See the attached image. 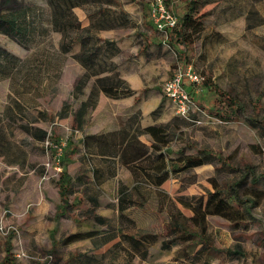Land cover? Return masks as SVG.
<instances>
[{
	"label": "rangeland",
	"instance_id": "rangeland-1",
	"mask_svg": "<svg viewBox=\"0 0 264 264\" xmlns=\"http://www.w3.org/2000/svg\"><path fill=\"white\" fill-rule=\"evenodd\" d=\"M74 1L79 4L70 15L79 22L77 27L58 25L56 0H0V19L23 9L26 28L23 36H14L0 20L1 127L10 131L0 147V225L6 231L0 232V260L9 243L17 264H264V178L255 186H240L245 222L206 216V232L214 245L210 252L200 253L199 242L185 247L166 232L172 216H192L182 201L194 206L201 202L204 209L213 183L250 179L244 175L246 165L256 174L264 172V0L189 2L192 16L203 20V29L193 43L177 50L152 21V0ZM186 5L187 0H174L170 8L180 17ZM86 28L97 38L115 42L119 53L108 63L119 65L125 74L136 73L143 86L136 97L99 105L81 131L72 115L61 119L58 114L63 102L77 108L87 90L74 89L82 74L76 56L82 46L72 44ZM187 68L201 80L184 79L191 109L183 117L165 97L163 83ZM42 84L49 92L40 97ZM214 87L239 103L237 117L215 114L230 105ZM40 100L52 117L44 124L41 141L47 136L53 144L65 142L61 171L49 170L47 179L41 175L49 157L41 146L37 150L31 145L33 136L22 133L17 121L26 117L35 122ZM160 100L162 109L152 114ZM250 119L262 124L250 126ZM132 120L131 125L137 122L140 128L169 123L175 131L168 146L157 151L148 134L138 136L149 150L144 163L158 161L159 152L168 159V178L161 185L137 179L132 146L120 147L115 154L95 149L89 133L119 132ZM30 127L28 132L34 133L36 125ZM199 149L229 156L238 170L217 168L212 162L181 170L176 153L194 154ZM62 172L72 185L67 207L60 205L56 184ZM85 231L94 236L63 241ZM163 242L170 246L164 248ZM238 247L243 256L227 254Z\"/></svg>",
	"mask_w": 264,
	"mask_h": 264
},
{
	"label": "trees",
	"instance_id": "trees-1",
	"mask_svg": "<svg viewBox=\"0 0 264 264\" xmlns=\"http://www.w3.org/2000/svg\"><path fill=\"white\" fill-rule=\"evenodd\" d=\"M7 1L8 0H5V2ZM56 1H58L59 4L57 5L55 11L58 25L77 27L79 22L75 17L70 15V11L73 6L79 4L78 1ZM163 1L166 6L170 8L174 0ZM196 1L202 0H187L185 12L179 17L178 23L167 32L166 40L169 46L174 50H177V46L181 47L185 44L193 43L195 37L199 35L203 29V20L200 18L195 19L191 14L192 7L189 5V2L194 3ZM64 2H67V5L64 6ZM24 16L25 10L21 9V11L10 15L8 18H3L0 20L4 25L8 26V30L12 35L16 36L18 34L23 36L26 30L23 25L25 21ZM120 18L122 20L126 19L125 14L120 15ZM77 42L81 43L82 51L76 56L86 69L84 75L78 79L74 86V89L78 91L86 85V82L89 80L91 75L104 71L109 72L110 69H112V65L111 63H108V61L113 57V55L119 53V47L114 41L110 39H101L93 36L89 28L84 30V35L80 37H74L72 44ZM214 89L216 90L218 96L221 98L224 97V100H227L228 104L230 105L228 110L222 107L223 109L221 111V108L217 109L218 112L215 114L227 119L237 117L240 112L239 103L230 95L220 91L217 87H214ZM98 91H102L105 95L111 98L127 97L134 93L133 90L126 87L124 81L116 74L113 76L103 75L101 78L96 79L86 100L81 101L76 109L73 110L67 102H63L58 115L60 118H63L69 113L72 115L75 128H79L80 124L84 121L86 114H88L89 110L94 108ZM162 105L163 103L161 101L152 111V114H157L162 109ZM66 109H68L67 112L65 111ZM133 121L134 120H132L127 128H123L119 132L113 131L91 136V138L95 139V149L102 152L115 154L118 152L120 147L127 145L132 146L134 150L130 157L131 163L134 164L133 168L136 171L135 176L137 179L150 181L156 185H161L168 178V159L162 155V152H159L157 154L158 161H148L144 163V160L142 159L148 156L147 153L149 150L145 144L138 140V136L141 134H148L155 144L154 150L157 151L161 149V146H168L169 137L172 138L176 136L175 131L170 128L169 123L164 125H148L140 128L137 125V122L132 126L131 124ZM259 123H261V121L250 119L248 124L250 126L257 127ZM176 154L179 156V164L181 165L180 169L184 171H188L193 167L209 162L216 164L218 166L217 168H230L233 170H238L232 165L229 156L223 157L220 153L210 152L206 149H199L194 154H188L184 151H180ZM124 156H126V154H124ZM245 168L246 170L244 171V175H250V179L240 176L236 180L231 181L232 183H213V192L209 194L211 197L210 203H206L204 209H201V202L194 206L190 203L182 201V204L185 207L192 209L193 214L188 218L182 216L180 213L172 216L169 223L167 224V234H172L175 238V241L183 243L185 247L192 243L199 242L201 244L199 249L200 253H208L210 250H213V242L210 235L206 232V216L219 215L225 219L234 218L235 223L245 222L246 215H244V213L246 212L240 208L241 204L244 203L239 191L240 186H242L244 182H247V184L249 182L251 186H255L259 180L264 178V172L256 174L249 165H246ZM35 170L36 169H34V171ZM56 184L60 196V205L67 207L68 196L71 194L70 188L72 187L69 176L65 172H62L58 181H56ZM123 197L126 199V194ZM92 200L95 202L96 199L93 198ZM93 236V231H85L83 233L76 232L66 236L63 241L65 243H70L83 238H92ZM162 246L164 248H168L170 245L168 242H163ZM227 254L238 257L244 255L241 248L239 247L236 250H227ZM78 256L79 255L72 256L70 259L73 260ZM0 264H17L9 243H7L5 246V255L0 260Z\"/></svg>",
	"mask_w": 264,
	"mask_h": 264
},
{
	"label": "built area",
	"instance_id": "built-area-1",
	"mask_svg": "<svg viewBox=\"0 0 264 264\" xmlns=\"http://www.w3.org/2000/svg\"><path fill=\"white\" fill-rule=\"evenodd\" d=\"M150 17L156 28L165 36V39L167 38L168 30L174 27L179 20V17L171 8L166 6L163 0H152L150 5ZM185 78L193 82H199L201 80L199 75L191 72L190 68H187L184 71L179 69L172 77L168 78L163 83V93L165 97L176 104V113L183 117H186L191 109V101L188 97L189 93L183 86ZM64 145V141L59 144H53L47 136L41 141L40 146L49 157L48 160L43 163L44 172L41 175V179L49 178L50 175H48V171L51 169L56 173L61 171L60 161ZM52 160H54V164ZM51 176L53 177L54 175L51 174ZM0 232H6L3 225H0Z\"/></svg>",
	"mask_w": 264,
	"mask_h": 264
},
{
	"label": "crops",
	"instance_id": "crops-1",
	"mask_svg": "<svg viewBox=\"0 0 264 264\" xmlns=\"http://www.w3.org/2000/svg\"><path fill=\"white\" fill-rule=\"evenodd\" d=\"M112 60H113V57H112ZM111 65H112L111 66L112 69H110L109 72L108 71H104V72H101V73H98V74H93V75L90 76L89 80L86 82V85L83 87V88L87 87V90L84 93V95H85L84 98L81 101L86 100V98H87L88 94L90 93V90H91L92 86L94 85V82L96 81V79L97 78H101L103 75H112L113 76L114 74H116L120 79H122L124 81L126 87H128L131 90H133L134 93L132 95H130V96H127V97L111 98V97H108L107 95H105L102 91H98V93L96 95L97 99H96V104H95L94 108L89 110L88 114H86V116L84 117V121L79 126V129L81 131H84V129L87 127V125L89 123V119L91 118V115L97 109V107L99 105L103 104L106 100H110V99L111 100H117V99H126V98H130V97H133V96L136 97L139 94V88L143 86L142 82H140V79H139V77H138V75L136 73L125 74L119 68V65H117V64L115 65L114 63H112ZM80 66L82 68V74L80 75V77H82L84 75V72H86V69L83 67L82 64ZM91 77L94 78L92 81H90ZM43 84H42V88H44V89L43 90L38 89L39 93H40V97L43 96V95H48V92H49L48 86L45 85V87H43ZM40 102H41V100H40ZM40 102L38 104H36V106H35L36 112L39 113V115L35 117V120H34L35 122H31L30 119H27L26 117H21L20 119H17V121L19 122L20 126L22 127L21 128V130H22L21 132L24 133L25 135L29 134V135L33 136V138H32L33 142H32L31 145L37 150H41L40 149V141H41V137L44 134V129H45L44 124L52 122V117H49L46 114L47 108L45 107V104L43 102H41V103ZM160 102H161V100H160ZM160 102H158V104ZM158 104H157V106H158ZM132 108L134 110L135 106L132 105ZM74 109H76V108H73V110ZM153 110L154 109H152L150 112L152 113ZM2 123H4V120H2L1 115H0V147H1V145H4L6 143V141L9 139L7 137L10 135V131L9 130L2 129V127H1ZM30 125H36V127H34V130H35L34 133L28 132V130H27V129H31ZM2 130L5 133H3ZM85 134H88V133L85 132ZM89 134L90 135H99V134H102V133L94 132V133H89ZM32 170H33V172H35L34 168ZM39 174H40L39 172H35L36 176H39Z\"/></svg>",
	"mask_w": 264,
	"mask_h": 264
}]
</instances>
